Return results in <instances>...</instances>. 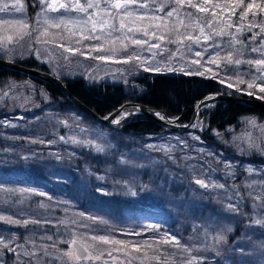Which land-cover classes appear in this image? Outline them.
Returning a JSON list of instances; mask_svg holds the SVG:
<instances>
[{
  "label": "trees",
  "instance_id": "obj_1",
  "mask_svg": "<svg viewBox=\"0 0 264 264\" xmlns=\"http://www.w3.org/2000/svg\"><path fill=\"white\" fill-rule=\"evenodd\" d=\"M24 1L27 6V21L33 25L38 16L40 2ZM193 2L202 4L204 0ZM219 2L222 0H211L206 6L211 9L213 4ZM247 2L248 0H245V3ZM255 2L264 3V0ZM176 7L171 0L164 13L167 14ZM242 11L243 8L237 9L231 21L236 23ZM254 11L255 15L249 12L248 18L239 22L242 24V31L236 32L239 42L236 43L234 50L246 61L260 59L262 54L252 49L264 48L262 47L264 32L261 31V26L264 25V12ZM195 12L198 11L192 8H188L186 12L179 9V18L189 22L196 18ZM187 13H193V16L188 17ZM183 14L185 17H182ZM170 18L174 21L178 19L175 12ZM250 22L256 26L249 30ZM14 61L53 74L46 64L38 63L36 60ZM240 69L238 71L243 74V79L239 81L243 83L238 81L234 84H238L239 90L237 87H227L215 78L175 72L143 71L127 85L106 82L92 84L86 75L58 76L78 100L100 115H108L122 104L134 101L166 112L169 118L176 119L186 106L217 92L238 96L251 92L254 95L246 96L256 99L259 96L262 99L258 100L264 101V92H260L256 86L250 89L247 87L251 80L264 85V81L258 79L261 72L257 71V66L254 63H244ZM7 79H15V82L28 80L27 83L37 88L36 96L34 95V101L31 103L34 107L20 114L22 119L17 116L19 111H15L13 115L3 114L4 110L1 108L3 103H0V148L3 150V154L0 152V159L10 163V159L13 158L15 164H19L18 169L7 166L0 170V182L9 184L13 190L19 187L24 190V193L19 195L13 191L7 193L6 196L11 200L10 204L26 207L39 218H46L47 224L44 226L47 227L50 237L42 239L43 224H38L37 221L8 224L0 220V235L7 234L6 238L12 248V253L9 254L10 252L5 250L6 247L0 244V264H75L72 261L74 254L71 241L83 240L81 234L77 232V225L99 223L92 219L96 215L116 223L130 221L136 225L158 226L167 233V236L170 233L178 236L181 242L192 243L193 237L196 235L201 237L204 230L221 229L220 236L224 241L220 239L219 242L224 252L228 250L227 244H232L233 239L234 242L242 239L249 231L254 240H261L262 245L264 244V223H257L259 221L257 217L250 215L252 210L249 211V208L253 203L249 201L250 197L245 191L244 184H239L238 187V192L240 189L243 193L240 196L243 209L227 207L214 194L212 187L198 184L199 179L185 174L177 175L175 171L170 170V165L157 164V167H154L153 162L158 159L157 154L149 152L145 147V142L155 140L159 136L196 134L204 147L213 149L218 155L222 151V157L236 163L237 168L254 165L259 171L258 179L264 188V159H253L249 162L238 156L235 151L224 150L218 144V140L210 134L216 131L225 132L227 128L236 126L245 116L264 118V111L233 103L209 104L199 112L195 126L197 130L201 129L203 134L199 131L169 132L151 122L146 115L139 113L122 117L118 127L111 129L85 115L50 84L12 74L0 67V87ZM258 83L255 85L258 86ZM192 113V110L186 111L179 124L186 125ZM71 114L81 116L80 122L74 123ZM16 121L18 122L16 126L7 129L9 123ZM83 126L92 130L95 128L103 130V142L108 149L99 150L94 141L83 134L79 135L81 138H76L75 131H80V127ZM9 133L25 137L39 133L42 140L37 145H32L30 141L26 143L25 139H22L21 150H26V153L14 156L16 154L8 150L12 142L4 137ZM76 141L78 142L75 143ZM69 150H72L70 154L67 153ZM136 177L137 182L134 181ZM45 192L60 199L58 204L51 203L44 197ZM147 192L155 193L160 200L150 203L146 197ZM41 239L48 245L44 248L40 246L38 249L35 244L41 242ZM107 248L97 252L89 251L91 253L87 258L90 260L89 263L132 264L128 262L132 257L114 252L115 249L112 247ZM227 254L226 252L223 256ZM207 263V260L200 261V264Z\"/></svg>",
  "mask_w": 264,
  "mask_h": 264
},
{
  "label": "rangeland",
  "instance_id": "obj_2",
  "mask_svg": "<svg viewBox=\"0 0 264 264\" xmlns=\"http://www.w3.org/2000/svg\"><path fill=\"white\" fill-rule=\"evenodd\" d=\"M38 1L40 2L38 16L36 22L32 25L26 18L27 6L24 0H0V55L10 61L18 59L21 61L25 59L36 60L38 63L46 64L48 69L57 76H63V74L72 77L86 75L92 84L106 82L107 84L122 83L127 85L132 78L145 71V68H160L159 72L149 70L151 73L175 72L185 74V72L191 73L196 70L203 71L204 67H209L212 68L213 72L219 73L220 77H227V82L235 84L243 79V74H240L238 70H241L240 68L243 67L244 63L249 64L243 59V56L234 50L236 43H238L233 40V37H235L238 41L235 27L231 28L232 30L228 29L223 20L218 24H214L213 28L216 30L225 28L228 34L223 37L213 36L208 44L201 43L197 46L190 41H185L184 45L181 46L170 43L169 41L175 40L178 36L176 32L177 20H172L164 13L165 7L170 5L171 0H136L135 4L120 10L110 7L113 0H99V7L89 9L87 14L71 10L66 11L65 9L54 12L48 9L45 0ZM47 2H51V0H47ZM80 2L83 4L85 0H80ZM59 3H68V0H60ZM141 5L147 6L141 7ZM202 5L207 7L204 3ZM181 9L186 12L188 7ZM109 12L111 16L106 15ZM89 14H94L93 18L97 21L96 35H100L101 40L81 39V31L91 35V32L87 30L92 28V24L91 22L85 23ZM195 14L200 23H204V21L211 18L208 13L195 12ZM153 17L162 19H150ZM182 17H185L184 14ZM196 18L186 22V24H191L192 27H181L180 36L187 33L199 34L198 31H194L197 27ZM225 19H227L226 14ZM60 20L65 22L61 27H49V24L57 23ZM103 20H108L110 27L100 32L98 30L99 23H102ZM121 20L129 27L147 28L150 34L155 32L158 36H164L165 40L161 42L150 38V36H143L138 32H128L126 28L119 31L114 30L119 28ZM228 22L234 23L231 20ZM153 24H161L162 26L156 28L152 26ZM164 24L167 26H163ZM205 31L211 32L212 29L205 27ZM45 32H47V35H43ZM72 33L76 34L73 35ZM9 37H11V42L8 40ZM137 38L147 40L149 44H160L161 47L150 48L149 44L141 47L130 43V40ZM121 41L127 45L126 49ZM57 45H63V47ZM101 45L104 51L92 50ZM216 45H219V47H215ZM65 48L79 49V51L73 53L65 51ZM196 51L202 53L203 59L195 55ZM255 52L262 54L264 48H258V51ZM216 55H231L234 59H240L242 62L239 65L234 63L226 65L221 61L220 68H217L214 64L205 63ZM136 56L139 59H129ZM98 57L107 59L102 60ZM124 60H129V62L125 63ZM193 60H200V65L192 64ZM142 61H148L149 63H142ZM169 68L174 70L169 71ZM210 76L211 73L204 75V77ZM27 82L28 80H16L15 82V79H7L1 85L0 103H3L1 105L4 110L3 114H12L19 111L17 116L20 118V114L34 107L31 103H33L36 96L37 86ZM227 82L224 83L226 86ZM251 82L258 83L254 80H251ZM258 86L264 85L258 83ZM256 88L258 89V87ZM244 94L249 95L248 92ZM131 114L123 117H128ZM71 115L74 123L80 122L81 116ZM252 121H254V124ZM17 124V121L11 122L8 124L7 129ZM102 133L104 131L100 128L92 130V128L83 126L80 127V131H75L74 134L76 138H81L80 134L90 137V140L94 141L98 149L103 151L108 149V146L103 142L102 137L104 135ZM210 134L218 140V144L224 150L235 151L238 156L249 162H252L253 159H264V118L245 116L240 119L236 126L227 128L225 132L216 131L210 132ZM4 137L12 142L8 150L15 153L14 156L26 153V150H21L23 146L20 141L22 139H25L26 143L30 141L32 145H37L42 140L39 133L33 134L31 137H25L21 134L13 136L9 133ZM145 147L149 152L152 151L157 154L158 159L153 162L154 167H157V164L170 165V170L175 171L177 175L184 176L185 174L194 179H199L202 183L198 184L212 187L214 194L227 207L243 209L241 208L243 206L242 197H240L243 193L240 189L238 192V187L239 184H244L245 191L250 197L249 201L253 203L249 208V211L252 210L249 214L264 223V188L262 182L258 179L259 171L254 165H244L242 168H237L236 163L222 157V151L218 155L213 149L204 147L200 137L193 133L159 136L155 140L145 142ZM2 151L0 148V152L3 154ZM59 151L62 153L60 148ZM71 151L69 150L67 153L70 154ZM60 153L58 152L59 155ZM7 166L18 169L19 164H15L13 158L10 159V163L0 159V170ZM134 181H138L137 177ZM4 185L0 182V220L8 224H13L9 222L10 220L27 223L37 221L38 224H43L44 235L41 236L42 239H48L50 236L47 233V227L44 226L47 224L46 218H39L26 207L12 206L10 198L6 196L11 191L18 193V195L23 194L24 190L20 187L13 190L9 184ZM44 197L51 203L58 204L60 201V199L50 196L47 192H45ZM146 197L150 203L160 200L155 193L147 192ZM92 219L99 223L95 225L90 223L77 225V232L83 237V240L79 242L91 252L112 247L115 249L114 252L132 257V260L128 259V262L132 264H140V262L141 264H200V261L204 260L208 261L207 264H264V244L262 245L261 240H254L250 231L238 241L234 242L233 239L232 244H227L228 250L224 252L219 242L220 239L224 241L220 236L221 229L204 230L201 237L199 235L194 236L191 243L188 241L181 242L177 238L178 236L173 233L167 236V233L158 226L136 225L130 221L116 223L110 219L97 217V215ZM6 237L7 234L5 233L0 235V244L5 246V250L11 254L12 248L9 246ZM93 237L97 239H93ZM99 237L122 243L105 244L98 239ZM42 239L41 242L35 244L36 248L39 249L40 246L44 248L48 245L47 242H42ZM165 241L169 242L166 243ZM172 241H178V243ZM134 246L139 247L140 250L135 251ZM226 252L228 256H223ZM74 255L72 261L75 264H91L89 259L81 262ZM114 258L117 259V257ZM118 260L120 262V259Z\"/></svg>",
  "mask_w": 264,
  "mask_h": 264
},
{
  "label": "snow or ice",
  "instance_id": "obj_3",
  "mask_svg": "<svg viewBox=\"0 0 264 264\" xmlns=\"http://www.w3.org/2000/svg\"><path fill=\"white\" fill-rule=\"evenodd\" d=\"M45 2L47 3V7L48 9H50L51 11H59L60 9H65L66 11L71 10V11H77L80 13H88V10L94 7H99V0H85V3H81L80 0H75V2H73V0H68V3H59L58 0H51V2H47V0H45ZM172 2L174 4L177 5L176 8H174L172 11L167 12V16L168 17H173L174 12L177 16V24H176V32L178 33V36L175 40H171L169 41L170 43H174V44H178L183 46L185 41H190L192 44H195L197 46H199L201 43L203 44H208L209 41L212 39L213 36H220L223 37L225 35H227V31L225 28H220L219 30H216L213 28L214 24H218L220 23L222 20L226 23L227 28L231 29L233 27H235L236 32H241L242 31V24L239 22H242L244 20H246L248 18V13L252 12L253 15L256 14V12L254 10H258L260 12H264V3H256L255 0H248L247 3H245V0H222V2L219 3H215L213 4L212 8L209 9L208 7H205L202 4L199 3H194L193 0H172ZM211 0H204L205 4L210 3ZM136 0H113V2L110 4L111 8L120 10L123 8L128 7L131 4H135ZM147 5H141V7H146ZM184 7H188V8H192V9H196L198 12H202V13H208L209 16L211 18L207 19L206 21H204V23H200L199 22V18H196V22H197V27L194 29V31H198V35H192L191 33H187L184 34L183 36H180V29L181 27H192L191 24H186L185 19L179 18L180 13H179V9L180 8H184ZM239 8H243L244 11H242L239 15V17L237 18V22L236 23H229L228 21L231 20L232 16L236 15V10ZM219 10V11H217ZM225 14H227V19H225ZM94 14H89L88 15V19L87 21H85V23L91 22L92 24V28L88 29V32H91V35H87L85 34L84 31L80 32V36L81 39H86V40H101V36L100 35H96L97 32V21L93 18ZM106 15L111 16V13H106ZM188 17H192L193 13H187ZM142 19V18H141ZM150 19H154V20H161L162 18L160 17H153ZM62 24H65V22L63 20H60L57 23H53V24H49V27H61ZM67 26V25H65ZM153 27L159 28L162 25L161 24H153ZM163 26H167L166 24H164ZM256 25L253 23H249L248 24V28L249 30L252 27H255ZM110 27L108 20H103L102 23H99V28L98 30L100 32H103L106 28ZM205 27H207L208 29H212L211 32H206L205 31ZM127 29L128 32H138L143 36H150V38L152 39H157L160 40L161 42H163L165 40L164 36H158L156 35L155 32L153 33H149L147 28H133V27H129L128 25H126L123 20H121L120 24H119V28H116L114 30L119 31L122 29ZM70 30V29H69ZM71 31V30H70ZM261 31L264 32V25L261 26ZM73 35H75L76 33H72ZM43 35H47V32L43 33ZM255 35V34H253ZM9 42H11V37L8 38ZM233 40L235 42H239L236 40L235 37H233ZM114 43V42H113ZM123 47L126 49L127 45L123 44V41H121ZM130 43L133 45H139L141 47H143L146 44H149V42L147 40H143V39H132L130 40ZM58 47H63V45H57ZM150 48H160L161 45L160 44H149ZM215 47H219V45H216ZM262 47H264V45H262ZM65 51H69V52H78L79 49H69V48H65ZM93 51H104L103 46H98L96 48L92 49ZM191 49L189 48V51ZM205 51H207V49H205ZM252 51H258L257 49H252ZM83 54V53H81ZM195 55L197 57H200L201 59H203L202 53L200 51H196ZM97 58V57H94ZM99 59L102 60H106L107 58L105 57H98ZM129 59H139L138 56L136 57H130ZM221 61L224 62V64H236L239 65L242 61L240 59H234L231 55L228 56H213L211 57L209 60H207L205 63L206 64H214L217 68L221 67ZM116 62H121V61H116ZM123 62L127 63L129 62V60H124ZM142 63H149L148 61H142ZM192 64H195L197 66L200 65V60H193L191 62ZM247 63L249 64H255L257 66V71L261 72V75L258 77V79L264 81V53H262L261 58L260 59H256L255 61L253 60H248ZM160 71V68H155V69H149V68H145V71ZM169 71H173L174 69L169 68ZM181 71H183V69H181ZM206 73H211L210 78H215L218 79L219 82L221 83H226L227 82V77H220L219 73L217 72H213L212 68L209 67H204L203 71H193L191 73L185 72V75H199V76H204ZM239 83H243V81H239ZM254 86L258 87V90L260 92H264V86H257L255 85L254 82H250L248 83L247 87L253 88ZM227 87H237L238 88V84L234 85L233 83L227 82ZM239 90V88H238ZM249 95H254V93L249 92ZM257 99H262V97L257 96ZM118 122V121H116ZM252 123L254 124V121H252ZM197 183H202V181H197ZM205 187H207V185H203ZM6 219V218H5ZM10 223H17L18 221H9ZM27 223V222H25ZM257 223H260V221H258ZM93 239H97L96 237H93ZM101 242L105 243V244H121L122 242L120 241H112V240H108L105 239L104 237H99L98 238ZM166 243L169 241H165ZM175 243H178V241H172ZM134 250L135 251H139L140 248L139 247H135L134 246ZM109 255H111V253H109Z\"/></svg>",
  "mask_w": 264,
  "mask_h": 264
},
{
  "label": "water",
  "instance_id": "obj_4",
  "mask_svg": "<svg viewBox=\"0 0 264 264\" xmlns=\"http://www.w3.org/2000/svg\"><path fill=\"white\" fill-rule=\"evenodd\" d=\"M58 2H60V0H58ZM0 67L7 69L12 74L26 76L28 78L37 79L44 83L50 84L56 90H58L60 94H62L66 98L67 101H69L76 108L80 109L85 115H88L99 124L105 125L111 129L118 127L119 121L123 116L129 115L130 113L134 112L146 115L151 120V122L156 123L163 130H168L169 132L199 131L201 134H203V131L201 129L197 130L195 126L197 123V117L199 112L202 110V108L206 107L209 104L218 102L227 104L233 103L236 105H242L245 107H251L260 111H264V101L262 100H258L256 98L246 95L238 96L229 93L225 94L222 92H217L214 94H208L206 97L202 98V100L197 101L193 105L186 106L181 115L176 119L169 118L166 112L134 101L122 104V106L111 111V113H109L108 115H100L95 112L92 108H89L80 99L78 100L77 97L72 94L69 87L64 81H62L59 77L50 74L47 71L45 72L36 68H30L19 62H16L14 60L10 61L3 57H0ZM188 110L193 111L190 121L186 125H180V119L186 114V111ZM71 246L78 260H86L91 255L87 247H85L76 239L71 241Z\"/></svg>",
  "mask_w": 264,
  "mask_h": 264
}]
</instances>
